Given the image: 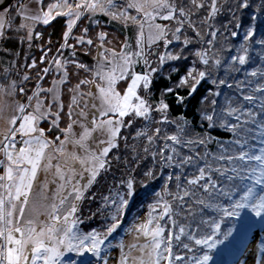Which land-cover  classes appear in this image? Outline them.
Listing matches in <instances>:
<instances>
[{
  "label": "snow or ice",
  "instance_id": "snow-or-ice-1",
  "mask_svg": "<svg viewBox=\"0 0 264 264\" xmlns=\"http://www.w3.org/2000/svg\"><path fill=\"white\" fill-rule=\"evenodd\" d=\"M36 2L43 4V0ZM189 3L191 7L178 4L177 0H127L126 6L121 7L115 0H79L73 11L69 0H55L46 9L41 7L37 14H30L26 6H21L20 11L25 19L45 25L58 16L67 17L62 47H71L68 39L77 21L86 13L96 14L97 10L113 20H122L126 26L131 21L137 25L138 31L135 49L127 40L119 52L105 48L101 43L99 47L102 51L98 53L94 69L82 63L76 64L78 68L91 71L93 78L81 80L76 85L77 94L71 98L67 112L70 122L66 127H60V112L64 105L54 88L66 82L67 62L54 59L55 67L63 73L59 81H54V88L37 86L33 95L27 97V103L17 101L16 112L19 115L11 118L10 127L0 139V153L4 157L0 160V168L3 169L0 174V264H62L68 253L81 257L89 253L102 264H109V250L114 247L120 249L116 264H209L212 260L209 253L217 244L224 242L218 237L222 234L226 240L232 235L231 229L222 232L221 224L225 218L239 217L243 210L264 218V83L246 91L245 81L231 83L225 79L212 78L211 70L219 69L223 63L221 50L215 49L218 29L206 32L212 37L207 41L208 47L193 53L205 67L198 69L193 66L180 78L175 88L166 87L162 91L158 103L154 105L150 101L155 74L169 61L187 59L183 55L184 48L192 40L184 35L185 26L203 41L192 16L196 15L193 9L204 8L207 0H189ZM207 6L208 16L201 23L210 28L209 21L216 17L220 8L217 0H211ZM239 7L248 8V0H241ZM128 9H134L137 15H130ZM158 20L171 21L175 27L158 23ZM4 27V22L0 20V36L3 35ZM21 27L26 25L22 24ZM33 30L30 28L28 31L29 41ZM84 32L86 35L87 29ZM231 36L236 37L237 32H231ZM253 36L254 30L249 28L237 54L231 56L226 72H239L241 68L237 65L244 66L249 62V42ZM105 38L106 34L101 32L99 39L103 41ZM161 41L165 49L174 42H180L184 47L177 53H153L152 46ZM77 42L93 44L85 36L78 37ZM255 42L264 45V40ZM224 50L232 49L227 47ZM151 55H157L158 61H151ZM43 59L41 57L42 63ZM153 63H156V67L152 66ZM195 63L193 61V65ZM138 64L144 66L141 73L135 70ZM35 66L33 62L31 67ZM42 71L46 75L50 68L45 67ZM247 75L264 78V71L254 70ZM28 79V75L23 77L25 81ZM205 80H210L217 88H235L239 93L238 98L226 96L223 103L212 99L211 110L204 109L200 115L201 120L207 121L209 129L230 133V139L222 140L207 132H195L183 116L178 120L169 119L167 95H174L175 103L183 106ZM121 82H126L123 93L118 90ZM87 84L93 85L96 92L91 89L86 93L81 92L80 86ZM11 87L14 91L15 82ZM182 87L188 89L187 96L176 91ZM19 91L24 93L23 88ZM41 92L53 93L57 111L52 110L51 103L44 104L40 98ZM209 94L213 97L222 95L220 91ZM206 100L207 97L201 103ZM253 107H258L259 111H254ZM29 108L32 110L28 111ZM154 112L160 114V119L154 120ZM49 117H53L52 126L45 130L40 127V123ZM136 119L144 121L145 127L138 130L133 139L146 138L143 151L149 153L162 168L176 169V172H170L162 190L155 193L156 200L148 205L144 220L133 222L126 230L133 236L134 242L125 244L121 241L113 245L109 238L121 227L130 198L134 195L133 179L121 181V185H126L125 193L117 191L114 196L102 198L103 207L108 211L104 214L107 222L100 229L83 231L81 225L87 221L78 213L82 201L94 198L86 197L85 193L97 182L102 172L108 171L111 163L109 153L119 147L118 140L127 139L121 136L122 129L132 127ZM148 122L175 124L176 132L161 135L162 129L157 127L149 135ZM74 126H78L81 131H74ZM53 128L59 129L64 135L63 140L59 135L55 137V141H60L58 146L46 136V131L52 132ZM17 136L20 137L19 141ZM157 138L164 143L152 151ZM17 143L22 146L17 148ZM69 143L80 151L67 152L66 145ZM212 144L216 146L215 151L209 147ZM49 147L67 157L63 166L52 164L54 157L46 155ZM42 166L44 170L54 167L59 183L50 198L51 202L40 212L36 208L29 209V202ZM145 176L155 178L151 169L145 172ZM44 187L47 188V184ZM205 211L214 212L216 216L205 218ZM90 219L92 216L87 218ZM205 228L210 231L205 232ZM184 251L191 255L181 254ZM198 251L202 254H197ZM260 252L264 253V247ZM256 264H264V258H258Z\"/></svg>",
  "mask_w": 264,
  "mask_h": 264
},
{
  "label": "trees",
  "instance_id": "trees-1",
  "mask_svg": "<svg viewBox=\"0 0 264 264\" xmlns=\"http://www.w3.org/2000/svg\"><path fill=\"white\" fill-rule=\"evenodd\" d=\"M210 2L211 0H207L204 8L199 10L193 9V11L196 12V15L192 16V19L196 21V26L201 31L203 41H201L190 28L185 26V34L192 40V43H190L187 48H184L183 55H186L187 59L169 61L158 73L155 74L156 79L154 80L151 88L152 95L150 97V101L154 105L158 103L161 98L162 91L166 87L175 88L180 78L185 76L186 72L190 68L195 66L198 69H203L205 67L198 61L197 57L193 55V53L197 50L207 48V41L212 37L205 33H210L211 31L217 29L219 31H217L215 49L221 50L220 55L223 58V63L219 69L211 70L212 78L217 80L225 79L231 83L245 81L246 91H250L251 88L264 83V78L259 76L251 77L247 75L248 72L254 70L264 71V45L255 42L264 40V0H248V8L239 7L241 0H217V6L220 8V12L214 19L209 21L211 24V27L209 28L207 25L202 24L201 21L203 18L208 16L209 8L207 4H210ZM177 3L191 7L189 0H177ZM9 14L10 17L12 16L11 20L13 21V24L11 25L10 31L0 48V66L4 71L1 76V80L7 81L5 84L15 82L16 92L20 98H24L25 101H27V97L33 95L37 86L43 89H49V87L52 86L53 81L55 79L60 80L63 74H58L54 68H52V71L50 70L48 74L45 75L42 70L45 67L50 68L51 64L53 67L54 59H57L59 56H62L65 60H69L67 63L68 76L65 82L66 89L69 93L64 95L61 100L64 105L63 111L60 112L61 128L66 127L70 122L67 112L76 85L79 84L81 80H91L93 78L91 71H85L83 68H78L76 67V64L82 63L89 69H94L96 65L95 61L98 57L96 54H98V50H100L99 45L101 43H103L105 48L114 49L119 52L122 44L127 40L132 45V48L135 49V39L137 34L135 26H126L119 20H113L106 15L89 14L78 24L71 34L72 36L69 37L68 44L71 45V47H62V45H64L63 36L67 30V22L65 18H58L49 25H40L37 29L38 31L33 35L32 40L29 41L28 29H25L26 27H21L24 23V19L18 14V6H12ZM253 17H255V19H253ZM160 22L163 24H172L171 21ZM27 24L28 23L25 25ZM237 24L240 25L239 28L236 27ZM249 28L254 30L252 41L249 42V62L244 66L237 65V67L241 68L239 72H226L225 69L230 63L231 56L237 54V49H239L240 44L244 42L243 37ZM84 29H87L86 35ZM233 31L237 32L236 37L231 36V32ZM101 32L106 34V38L103 41L99 39V34ZM37 33H40L39 38H37ZM81 36H85L86 40L91 39L93 44L88 45L87 43H78L77 38ZM225 37H227V39H225ZM170 47H172L175 52H179L180 48L184 46L180 42H174L169 46V49H171ZM227 47H231L232 50H224V48ZM41 57H44L43 63L41 62ZM193 61H196L195 65H193ZM33 62L36 64L35 67H31ZM143 67V65L138 64L135 68L136 72L141 73L143 71ZM25 75L29 76V79L26 81L23 80ZM41 76H43V79H41ZM248 82L251 83L249 84ZM93 87L94 86L91 84L81 85L80 91L86 93L89 89L92 91ZM125 87L126 83L123 87H121L122 91H124ZM20 88L24 89L23 94L20 93ZM176 91L182 96H187L188 89L186 87H182L176 89ZM215 91H220L222 95L220 97H213L209 94L210 92ZM257 95L259 96L261 94L257 93ZM226 96L238 98L239 93L235 88L229 89L226 86L217 88L210 80L202 81L194 96L187 100L183 106L177 105L175 103V96L168 94L166 102L170 104V110L168 113L169 119L178 120L181 116H183L189 121L190 126L195 130V132H207L222 140L230 139V133L216 128L209 129L207 121L200 119L202 110H211L210 102L212 99H217L218 103H223ZM205 97H207V100L204 101V103H201ZM40 98H43L47 103H50V101L52 102L50 92H41ZM82 103L83 102H81V106ZM52 109L57 111V105L54 104ZM253 110L259 111V108L253 107ZM49 123L45 121L43 124L49 125ZM142 123L145 122L139 120L135 122L132 127L127 128L122 132V136L127 137V139H120V146L117 148L120 152H128L127 144L132 142V136L136 132L139 124ZM50 126L52 125L50 124ZM165 126L166 130H168V134L176 132L175 124H165ZM46 133L48 134V138L53 139H55L57 135L62 138L63 135L57 128H53L52 132L46 131ZM253 143L258 146L256 141H253ZM209 147L211 150L215 151V144L209 145ZM181 150L183 152H187L186 149ZM160 169L161 166L158 170ZM170 172L175 173L176 169L167 168L164 172H159L156 176V182L152 185L144 187L139 183L135 184L133 199H130L129 207L125 211L126 216L124 214V218L121 221V227L113 234L112 237L109 238L113 245H118L121 241L127 244V239L130 234H128L126 230L133 222L139 221L144 212H148V205L155 202V193L162 190L166 177ZM171 186L172 185L170 184V187ZM204 216L205 218H212L216 216V213L205 211ZM165 219L167 220V218ZM262 221H264V218L256 217L249 210L241 211L239 217L225 218L224 222L221 224L222 232H226L228 229H231L232 235L226 240H224L222 234L218 237V239L223 240L224 242L217 244V247L209 253L212 256L213 264H228L229 261H232L238 252H240L244 241L247 237L249 238V234L254 229H257V227L259 228ZM106 222V219H101L93 224H83L82 229L83 231H90L94 228L100 229ZM204 231L209 232L210 229L205 228ZM222 244H224V246H222ZM112 249L120 250L118 247H114ZM206 250L207 249H205V251ZM181 254L186 256L191 255V253H186V251L181 252ZM197 254L202 253L198 251ZM72 257L75 258L76 256ZM90 258L94 257L91 256ZM176 264H181V262H176Z\"/></svg>",
  "mask_w": 264,
  "mask_h": 264
},
{
  "label": "rangeland",
  "instance_id": "rangeland-1",
  "mask_svg": "<svg viewBox=\"0 0 264 264\" xmlns=\"http://www.w3.org/2000/svg\"><path fill=\"white\" fill-rule=\"evenodd\" d=\"M1 4L5 3L6 0H0ZM55 0H43V4H38L36 2V0H14L12 1L9 6L7 8H5L4 10H0V20H2L5 24L3 31V35L0 36V48L4 42V40L6 39L11 25L13 24L12 16L10 17L9 12H10V8L12 6H18V14L23 17L24 19V23L23 25H25L26 23H28L26 25L25 29H34L32 32V38L33 35L38 31V27L41 26H45V24L43 23H37V22H33L29 19H25L24 14L20 11V8L22 5L26 6L27 9L29 10L30 14H37L39 9L41 7L43 8H47V6L49 4L54 3ZM79 2V0H69V3L73 5V11H75V4ZM115 2L120 5L121 7H125L127 0H115ZM120 9L118 8L117 11H119ZM83 11V10H81ZM128 12L130 15H137V13L135 12L134 9H128ZM89 14L91 13H86L85 15H83L81 17V19L79 21H77L76 25L74 26L73 31L75 30V28L78 26V24L85 18L87 17ZM96 14H101L103 15L99 10H97ZM94 14V15H96ZM93 15V14H91ZM58 18H65L66 22L68 20L67 17L64 16H58L56 17L53 21H55ZM53 21H51L49 24L53 23ZM121 23H124L122 20H119ZM158 23H161L159 20L157 21ZM48 24V25H49ZM125 24V23H124ZM163 24V23H162ZM127 25L130 26H135V28L138 31V27L137 25L133 24L131 21H129L127 23ZM173 27H175L174 24H172ZM187 27V26H186ZM187 30V28H186ZM184 31V35H186L185 33V29ZM71 33V34H72ZM188 33V31H187ZM40 36V33H39ZM72 36V35H70ZM187 36V35H186ZM170 38V37H169ZM32 40V39H31ZM170 46V45H169ZM165 49L163 46V42H159L156 45L152 46L151 51L153 53H165L166 51H171L173 53H177V51L175 52V50L170 47L171 49ZM100 48V47H99ZM102 51V49L98 50V53ZM98 56V54H96ZM57 59L61 60V62H69V60H65L62 56H59ZM98 59V57H97ZM149 59L153 62L158 61V57L157 55H151L149 57ZM53 67L51 64L50 70L52 71V68H54V70L59 74H63L60 70H58L55 67V62H53ZM95 64H97V60L95 61ZM142 65V64H140ZM153 67H156V63H153L152 65ZM164 67V66H163ZM66 71H67V64H66ZM4 73L2 67L0 66V86H2V90H0V139H3V134L6 132L7 128L10 127L9 125V121L11 120V118L13 116H17L19 115V113L16 112V108H17V101H19L20 103H27V101H25L24 98H20L17 95L16 92V88L13 91L11 85L10 84H5V82L7 81H2L1 80V76ZM68 73V72H67ZM54 81H59V80H54ZM54 81L53 84L50 88H54ZM126 82H121L118 85V90L121 91V93H123L122 88L125 85ZM37 90V89H36ZM54 91L59 93L60 96V102L62 100V97H64V95L68 94L69 92L66 89V85L65 83L63 84H57L54 88ZM92 92H96V88L93 87ZM76 91H74L73 95H76ZM142 94V93H141ZM72 95V96H73ZM51 96V100L50 103L52 104V108L54 106L53 102V93H50ZM43 99V98H41ZM43 102L45 105H48L50 103H47L44 101ZM33 103H35V100L33 101ZM98 103V102H97ZM32 109L29 108L28 111H31ZM54 111V109H52ZM78 111V109L76 110ZM153 116H155V120L160 119V114L154 112L152 114ZM75 118V117H74ZM130 118V117H129ZM129 118H126L129 119ZM51 120L52 117H49L47 121L48 124H43L45 123V121H42L40 123V127L44 128L45 130H47L51 124ZM140 119H136L134 121L137 122ZM133 123V125H134ZM139 124V126L136 129V132L138 130H140L141 126L143 125ZM132 125V126H133ZM159 127L162 129L161 135H164L165 132H167L168 130H166V126L165 124H156L153 122L151 128L148 130L149 135H151L154 130ZM127 129L124 128L121 131V136H122V132ZM74 131H76L77 133H79L81 131V129L78 126H74ZM136 132L134 133V135L132 136V142L129 144H127V150L128 152L124 151V152H120L117 148L113 149L110 153H109V160L111 161L110 166L108 171L106 172H102L101 175L98 177L97 182L94 183L92 185V187L85 193L86 197H94L93 199H88L86 198L84 201H82L80 203V212L78 213V215H80L81 217L86 219V223L89 224H93L96 223L97 221L101 220V219H105V215L108 211V209L103 207V197L104 196H114L115 193L117 191H119L121 194L126 192V185H121V181H127L129 178L133 179L134 181V186L136 183H139L142 186H146L148 184L152 185L154 182H156L157 179V174L159 172H164L165 169H167L166 167L162 168L160 170L159 167L161 166L159 163H157V161L152 160V156L149 153H145V157L144 158L142 156L143 155V148L146 144V138L144 139L143 144L141 145V148L138 149V151H132L131 148L133 147L134 142H136V139H133V137L135 136ZM46 136L48 137V134L46 133ZM55 141V139L53 138H49ZM64 139V135H62L61 140ZM20 140V137L17 136V141ZM60 143V141H55V144L58 146ZM89 143L91 144L92 142L89 141ZM164 143L163 140H160L159 138H157V141L155 143V145H153L152 147L154 148H159L162 144ZM169 143H171L169 141ZM118 144L120 146V140H118ZM22 144L17 143V148L21 147ZM103 147V146H101ZM126 147V146H125ZM129 148H130V152H129ZM66 150L67 152H79V148H74L72 144H67L66 145ZM167 154V153H166ZM47 156H52L54 157L52 159V164L56 165V164H61L62 166L65 163L66 160V156H61L59 155L57 152L54 151V148L49 147L47 149ZM3 154L0 153V160H2ZM118 158V159H117ZM152 158V159H151ZM159 159V158H157ZM47 162V160H45V163ZM69 164H71V161H69ZM76 167H79L78 165H76ZM152 170L154 177L155 178H149L147 176H145V172H147L148 170ZM66 170V169H65ZM3 173V169L0 168V174ZM53 181H56V183H54ZM59 183L58 177L55 175V168H50L48 170H44L43 166L41 167V170L38 172L36 181L34 183V187L32 189V196L30 197V202H29V209L32 208H36L37 210H39L40 212H43L45 210L46 205H48L51 202V197L54 195V193L56 192L57 189V185ZM47 184V188L44 187V185ZM45 197H48L49 199H45ZM130 199H133L130 198ZM130 204V202H129ZM100 209L101 211L98 212L97 210ZM93 213H95V215H92ZM103 213V214H102ZM147 212H144L140 218L139 221H143L144 218L146 217ZM89 216H92V219L87 220V218ZM126 216V214H125ZM43 219V217H41ZM84 224V225H85ZM263 225L260 226L259 228L257 227V229H254L250 234H249V238L247 237V239L244 241L243 243V247L241 248L240 252H238V254L232 259V261H229L228 264H256V260L258 258H264V255H262L261 257V253L260 249L262 247H264V222L262 223ZM81 229H82V225H81ZM83 230V229H82ZM133 236L130 235L127 239V244L133 243ZM222 246H224V244H222ZM72 256H76L75 258H73ZM120 256V250H110L109 251V264H116V261L118 260ZM72 257V258H71ZM91 254L89 253H85V255L83 257L81 256H77L75 253H68L66 254L64 260L62 261V264H102L101 261L97 260L95 257L94 258H90ZM213 260V259H212ZM212 260L209 262V264H213Z\"/></svg>",
  "mask_w": 264,
  "mask_h": 264
},
{
  "label": "built area",
  "instance_id": "built-area-1",
  "mask_svg": "<svg viewBox=\"0 0 264 264\" xmlns=\"http://www.w3.org/2000/svg\"><path fill=\"white\" fill-rule=\"evenodd\" d=\"M153 118H154V120H155V116H153ZM152 124H153V122H148V129H147V130H149V129L151 128ZM144 127H145V126H144ZM144 127H143V128H144ZM144 139H145L144 137H140L139 139H136V142H134L133 147H132L131 150H132V151H138V149L141 148V145L143 144ZM151 150H152V151H155L154 147H152ZM142 152H143V155H144V157H145V152H144V151H142ZM145 158H147V157H145Z\"/></svg>",
  "mask_w": 264,
  "mask_h": 264
},
{
  "label": "bare ground",
  "instance_id": "bare-ground-1",
  "mask_svg": "<svg viewBox=\"0 0 264 264\" xmlns=\"http://www.w3.org/2000/svg\"><path fill=\"white\" fill-rule=\"evenodd\" d=\"M12 1L13 0H6V2L5 3H2V4L0 2V9L7 8Z\"/></svg>",
  "mask_w": 264,
  "mask_h": 264
},
{
  "label": "water",
  "instance_id": "water-1",
  "mask_svg": "<svg viewBox=\"0 0 264 264\" xmlns=\"http://www.w3.org/2000/svg\"><path fill=\"white\" fill-rule=\"evenodd\" d=\"M14 1V0H13ZM5 9V8H4ZM4 9H0V10H4Z\"/></svg>",
  "mask_w": 264,
  "mask_h": 264
}]
</instances>
